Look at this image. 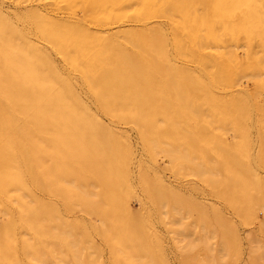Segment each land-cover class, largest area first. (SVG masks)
I'll return each mask as SVG.
<instances>
[{"label":"rangeland","instance_id":"1","mask_svg":"<svg viewBox=\"0 0 264 264\" xmlns=\"http://www.w3.org/2000/svg\"><path fill=\"white\" fill-rule=\"evenodd\" d=\"M190 1L0 0V264H264V15L250 35L238 0ZM59 24L92 41L41 33Z\"/></svg>","mask_w":264,"mask_h":264},{"label":"bare ground","instance_id":"2","mask_svg":"<svg viewBox=\"0 0 264 264\" xmlns=\"http://www.w3.org/2000/svg\"><path fill=\"white\" fill-rule=\"evenodd\" d=\"M59 1L64 2V1H68V0H59ZM70 1H71L73 4H79V5L83 6V7H89V8H92L94 11L97 10V8H96L95 6H93V5H94L93 2H92L93 0H70ZM189 1H190V0H189ZM193 1H194V0H193ZM197 1H198V0H197ZM199 1H200V0H199ZM204 1H205V0H204ZM228 1H229V0H228ZM238 1H239V3H238V7H239V9L242 11V17H243V18H245V17H246V18H247V17H250V18H254V19L256 20V21H254V22H249V23L246 24L245 32H246L247 34H250V35L256 34V31L259 30V23L257 22V20L260 18L259 15H260V14L264 15V12H262V11L259 12V11H257L256 8H255V3H256L258 0H238ZM155 2H156V1H155ZM155 2H154V3H155ZM190 2H191V1H190ZM194 3H196V2H194ZM217 3H219V2H217ZM152 4H153V3H152ZM157 4H158V3H157ZM176 4H177V3H176ZM192 4H193V3H192ZM205 4H206V3H205ZM226 4H228L227 1H226ZM153 5H154V4H153ZM229 5H230V3H229ZM231 5H232V4H231ZM151 6H152V5H151ZM155 6H156V5H155ZM190 6H191V4H190ZM183 7H184V4H183ZM198 7H199V6H198ZM200 7H201V6H200ZM200 7H199V9H201ZM208 7H209V6H208ZM227 7H229V6H227ZM68 8H69V7H68ZM163 8H164V7H163ZM181 8H182V7H181ZM224 8H225V7H224ZM196 9L199 10L198 8H196ZM203 9H205V8H203ZM212 9H213V10H217V9H219V8H218V6H213ZM221 9H222V8H221ZM161 10H164V9H161ZM223 10H224V9H223ZM223 10H222V11H223ZM205 11H206V9H205L204 11L202 10V12H205ZM222 11H220V12H222ZM190 12H191V11H190ZM192 12H193V11H192ZM208 12H209V11H208ZM208 12H207V13H208ZM226 12H229V11L226 10ZM162 13H163V12H162ZM199 13H200V12H199ZM207 13H206V16H207ZM216 13H217V12H216ZM224 13H225V11H224ZM224 13H223V14H224ZM229 13H231V12H229ZM159 14H160V13H159ZM164 14H165V13H164ZM164 14H163V15H164ZM190 14H191V13H190ZM201 14H203V13H201ZM209 14H210V13H209ZM226 14H227V13H226ZM226 14H225V17H226L227 15H229V14H227V15H226ZM191 15H192V14H191ZM196 15H197V14H196ZM238 15H239V14H238ZM168 16H169V15H168ZM197 16H198V15H197ZM197 16H196V17H197ZM200 16H201V15H200ZM99 17H100V14L97 13V12H96V13L94 14V16H93V18H95V19H98ZM164 18H166V17L164 16L163 19H164ZM167 18H168V17H167ZM227 18H228V17H227ZM168 19H170V18H168ZM171 19H172V18H171ZM195 19L197 20V18H195ZM234 19H235V18H234ZM236 19H237V18H236ZM236 19H235V20H236ZM261 19H262V18H261ZM172 20H173V19H172ZM179 20H181V19H179ZM201 20H203V19H201ZM167 21H170V20H167ZM179 22H180V21H179ZM181 22H182V21H181ZM201 23H202V22H201ZM179 24H180V23H179ZM191 25L193 26V24H189V23H185V24L182 23V24H181V26H182L183 28H184V27H191ZM200 25H201V24H200ZM228 25H229V24H228ZM200 27H201V26H200ZM227 27H228V26H227ZM199 31H200V30H199ZM41 33H44L45 35H50V36L53 37V38H64L66 41H70V42H72V43H74V44L76 43L79 47H82V48H84L86 42H90V41H92V40H91L92 38H90V36H88V35L86 34V32L81 31V30H75V29L73 30L72 28H68V27H66V26H63L62 24H59V28H58L57 30H53V31H51V30H50V31H49V30H47V31H45V30H41ZM66 33H70V34L73 36V38H71V37H67V38H65ZM141 33H142V32H141ZM157 33H158V32H157ZM201 33H203V32L201 31ZM142 34H143V33H142ZM152 34H153V33H152ZM152 34H151V35H152ZM231 34H232V33H231ZM138 35H139V34H138ZM154 35H156V34L154 33ZM201 35H202V34L199 33L198 36H201ZM75 36H76V37H75ZM140 36H141V35H140ZM143 36H144V35H142L141 38H143ZM215 36H216V35H215ZM144 37H145V36H144ZM146 37H147V36H146ZM155 37H156V36H155ZM155 37H154V38H155ZM177 37H178V36H177ZM149 38H150V37H149ZM151 38H152V37H151ZM218 38H219V37H218ZM218 38L216 37V39H218ZM213 39H214V38H213ZM151 40H152V39H151ZM151 40H150V41H151ZM9 41H10V40H9ZM0 43H1V42H0ZM144 43H146V42H144ZM200 43H201V42H199V44H200ZM16 44H17V43H16ZM138 44H139V43H138ZM142 44H143V43H142ZM152 44H154V43H152ZM1 45H2V48H3L4 45H3L2 43H1ZM10 45H11V44H10ZM10 45H9V48H10ZM150 45H151V43H150ZM143 46H144V45H143ZM5 47H6V46H5ZM149 47H150V46H149ZM199 47H200V46H199ZM145 48H146V47H145ZM20 49H21V48H20ZM25 49H26V48H25ZM34 49H35V48H34ZM10 50L13 51V49H10ZM10 50H9V52H11ZM14 50H15V49H14ZM16 50H17V49H16ZM29 50H30V49H29ZM97 50H98V53L92 55V58H93V59H99V58H100V55H99V53H100V49H97ZM0 51H1V50H0ZM5 51H7V52H5L6 55H7L8 50H5ZM17 51H18V50H17ZM17 51H16V52H17ZM21 51H22V50H21ZM2 52H4V50H2ZM18 53H19V52H18ZM1 55H2V54H1ZM8 55H9V56H7V57H8V59L10 60V62L16 64L15 61H18V60L15 59V61L13 62V60L11 59V58H13V57H11L10 54H8ZM15 55H17V54H14L13 56H15ZM21 55H22V54H21ZM17 56H18V55H17ZM19 56H20V54H19ZM22 56H23V55H22ZM22 56H21V57H22ZM154 56H155V55H154ZM15 57H16V56H15ZM15 57H14V58H15ZM24 58H25V57H24ZM102 58H103V57H102ZM8 59H6V62L8 61ZM22 59H23V58H22ZM31 59H32V58H31ZM152 59H153V58H152ZM19 60H21V59L19 58ZM29 60H30V59H29ZM32 60H33V59H32ZM32 60H31V61H32ZM34 60H35V59H34ZM141 60H142V58H141ZM148 60L150 61L149 58H148ZM21 61H22V60H21ZM21 61H20V65L22 66V68H24L23 71L25 70V72H24L25 75L28 76V77L30 78L31 81H33L32 79H39V80H40V76H39L40 73L38 72V74H37V72H36L35 69L33 68V66H34L35 64L30 65L29 62H23V61H22L23 63H21ZM24 61H25V60H24ZM131 61H132V60H131ZM152 61H153V60H152ZM152 61H150V62H151V64L153 65ZM46 62H47V61H46ZM139 62H140V61H139ZM17 63H19V62H17ZM36 63H38V61H37ZM143 63H144V62H143ZM143 63H142V64H143ZM157 63H158V62H157ZM10 64H11V63H10ZM64 64H65V63H64ZM155 64H156V63H155ZM155 64H154V65H155ZM8 65H9V63H7V66H8ZM17 65H18V64H17ZM143 65H145V63H144ZM147 65H148V64H147ZM152 65H151V66H152ZM158 65H159V64H158ZM11 66H13V64H12ZM14 66H15V65H14ZM14 66H13V67H14ZM21 66H17V67H19V68H18L19 71L22 69ZM5 67H6V66H5ZM34 67H35V66H34ZM43 67H44V66H43ZM103 67H105V66H103ZM153 67H154V66H153ZM6 68H7V71H8V67H6ZM45 68L47 69V67H45ZM105 68H106V67H105ZM108 68H109V67H108ZM146 68H147V67H146ZM218 68H219V67H218ZM9 69H10V68H9ZM36 69H38L37 66H36ZM133 69H134V71H135V75H138L139 77H141L140 73H141L142 71H140V70L137 69V68H133ZM143 69H145V68H143ZM0 70H1V67H0ZM10 70H12V68H11ZM14 70H15V68H13V71H14ZM47 70H48V69H47ZM149 70H150V69H149ZM3 71H4V70L2 69V73H4ZM7 71H6V72H7ZM13 71H11V72H13ZM37 71H38V70H37ZM41 71H42V70H41ZM53 71H54V70H53ZM144 71L146 72L147 70H144ZM48 72H49V71H48ZM69 72H70V71H69ZM147 72H148V71H147ZM21 73H23V72H21ZM43 73H44V72H41V74H40L41 76H42V75L44 76V77H41V78H47V80H48L49 78H48L47 76H49V75L46 76V74L44 75ZM107 73H108V72H107ZM120 73H121V72H120ZM125 73H127V72H125ZM125 73H124V74H125ZM6 74H7V73H6ZM14 74H15V73H14ZM18 74H19V73H18ZM86 74H87V73H86ZM0 75H1V73H0ZM2 75H3V74H2ZM77 75H78V74H77ZM3 76H4V75H3ZM7 76H8V74H7ZM7 76H6V77H7ZM10 76H12V75H10ZM13 76H14V75H13ZM13 76H12L11 78H14V79L16 80L17 75H15L16 77H15V76L13 77ZM21 76H22V75H21ZM26 76H25V78H27ZM45 76H46V77H45ZM69 76H70V75H69ZM6 77H5V79H6ZM49 77H50V76H49ZM0 78H1V76H0ZM53 78H55V76H54ZM95 78H96V77H95ZM129 78H130V77H129ZM131 78H133L132 75H131ZM109 79H110V78H109ZM138 79H139V78H138ZM142 79H143V78H142ZM3 80H4V77H3ZM26 80H27V79H26ZM30 80H29V81H30ZM47 80L45 81V83L47 82ZM143 80H144V79H143ZM0 81H1V80H0ZM9 81H10V80H9ZM9 81H8V83H9ZM12 81H14V80H12ZM42 81H43V80H42ZM49 81H51V80H49ZM49 81H48V82H49ZM129 81H130V79H129ZM134 81H135V80H134ZM138 81H139V80H138ZM15 82H16V81H15ZM40 82H41V81H40ZM51 82H52V81H51ZM51 82H50V83H51ZM96 82H97V81H96ZM136 82H137V81H136ZM144 82H145V81H144ZM0 83H1V82H0ZM3 83L5 84L6 82L4 81ZM10 83H11V82H10ZM28 83H29V82H28ZM42 83H43V82H42ZM100 83H101V82H100ZM100 83H99V84H100ZM130 83H131V82H130ZM134 83H135V82H134ZM4 84H3V85H4ZM34 84L36 85V84H38V83H36V81L34 80V83L32 84V86H33ZM48 84H49V83H48ZM91 84H92V83H91ZM101 84H102V83H101ZM131 84H132V83H131ZM131 84H129L128 82H125L124 80H120V81H119V84H118V91H120L121 93L118 92V91H117V92L120 93V94H123V95H124V94H126V95H130V93H132V90L130 89V88H131ZM141 84H142V82H141ZM144 84H145V83H144ZM144 84H143V85H144ZM3 85H1V86H3ZM5 85H8V86H9L10 84H5ZM11 85H12V84H11ZM35 85H34V86H35ZM38 85H40V84H38ZM45 85H46V84H45ZM50 85H51V84H50ZM60 85H61V84L59 83V85L54 84V85H52L51 87L47 86V87H49L48 89L50 90L49 93L51 92L52 95H55L57 92L60 93L59 91L63 89V88H61ZM133 85H134V84H133ZM138 85H140L139 82H138ZM138 85H137V86H138ZM43 86H44V84H43ZM43 86H42V87H43ZM63 86H64V85H63ZM93 86H94V85H93ZM141 86H142V85H141ZM141 86H139V87H140V88H143V87H141ZM6 87H7V86H6ZM42 87H41V88H42ZM47 87H46V88H47ZM101 87H104V86H101ZM101 87H99V88H101ZM107 87L110 88V86H107ZM139 87H138V88H139ZM1 88H2V87H1ZM4 88H5V87H4ZM8 88H9V89H8ZM8 88L6 89V91H7V90H10V91L12 92V89H10V87H8ZM33 88H34V87H33ZM44 88H45V87H44ZM69 88H70V87H69ZM95 88H96V87H95ZM135 88H136V87H135ZM135 88H134V89H135ZM140 88H139V89H140ZM2 89H3V88H2ZM13 89H14V88H13ZM37 89H38V88H37ZM39 89H40V88H39ZM39 89H38V90H39ZM42 89H43V88H42ZM70 89H71V88H70ZM96 89H97V88H96ZM101 89H102V88H101ZM128 89L131 90V92H130V90H129V92H130L129 94H127ZM147 89H149V88H147ZM3 90H4V89H3ZM32 90H33V89H32ZM66 90H67V89H66ZM71 90L73 91V89H71ZM110 90L112 91L113 89L110 88ZM141 90H143V89H141ZM1 91H2V90H1ZM39 91H40V90H39ZM46 91H47V90H46ZM69 91H70V90H69ZM94 91H95V90H94ZM97 91H98V89H97ZM108 91H109V90H108ZM111 91H110V92H111ZM134 91H135V90H134ZM134 91H133V92H134ZM143 91H144V90H143ZM143 91H142V92H143ZM40 92H41V91H40ZM42 92H45V91H42ZM70 92H71V91H70ZM117 92H116V93H113V94H117ZM140 92H141V91H140ZM145 92H146V91H145ZM4 93H5V92H4ZM4 93H3V94H4ZM18 93H19V92H18ZM28 93H29V92H28ZM28 93H27V94H28ZM30 93H31V92H30ZM33 93H34V92H33ZM101 93H102V92H101ZM107 93H108V92H107ZM0 94L2 95V92H0ZM12 94H13V93H12ZM43 94H44V93H43ZM51 94H50V96H51ZM62 94H63V93H62ZM67 94H68V93H67ZM67 94H66V95H67ZM103 94H105V93H103ZM135 94H137V93H135ZM141 94H142V93H141ZM141 94H140V95H141ZM6 95H7V94H6ZM8 95H9V94H8ZM31 95H32V94H31ZM36 95H37V94H36ZM38 95H39V94H38ZM71 95H72V94H71ZM98 95H99V94H98ZM107 95H108V94H107ZM110 95H111V94H110ZM138 95H139V92H138ZM143 95H144V92H143ZM2 96H3V95H2ZM28 96H29V95H28ZM45 96H46V95H44V97H45ZM63 96L65 97V92H64V95H63ZM141 96H142V95H141ZM144 96H145V95H144ZM12 97H13V96H12ZM12 97H11V98H12ZM31 97H32V96H31ZM40 97H41V96H40ZM40 97H38V98L40 99ZM46 97H47V96H46ZM101 97H102V95H101ZM105 97H106V96H105ZM109 97H110V96H109ZM114 97H115V96H114ZM131 97H133V96L130 95V98H131ZM3 98H4V96H3ZM3 98L1 97V99H3ZM9 98H10V97H9ZM9 98H7V99H9ZM17 98H18V97H17ZM22 98H23V97H22ZM50 98H51V97H50ZM70 98H71V97H70ZM70 98H67V99H66V97H65V98H63L62 100H61V99H58V101H60L59 103H65V101H66V103H67V101L69 102ZM106 98H107V100H108V97H106ZM145 98L147 99L148 97H145ZM5 99H6V98H5ZM7 99H6V100H7ZM34 99H35V98H34ZM39 99L36 98L35 101H38ZM42 99H43V98H42ZM45 99H46V98H45ZM54 99H55V98H54ZM54 99H53V97H52V100H53V101H54ZM56 99H57V96H56ZM68 99H69V100H68ZM75 99H76V98H75ZM98 99H99V98H98ZM116 99H117V98H116ZM146 99H145V100H146ZM40 100H41V99H40ZM40 100H39V101H40ZM48 100H49V99H48ZM52 100H50V102H51ZM102 100H103V99H102ZM104 100H105V99H104ZM120 100H121V99H120ZM130 100H132V98H131ZM130 100H129V101H130ZM135 100H136V98H135ZM138 100H141V98H139ZM147 100H148V99H147ZM12 101H13V99H12ZM35 101H34V102H35ZM44 101H47V99L44 100ZM63 101H64V102H63ZM118 101H119V100H118ZM127 101H128V100H127ZM129 101H128V102H129ZM0 102H1V100H0ZM4 102H5V101H3L2 103H4ZM16 102H17V101H16ZM16 102H15V103H16ZM32 102H33V101H32ZM48 102H49V101H47V102H45V103H47V105H48ZM50 102H49V104H50ZM70 102H71V100H70ZM100 102H101V101H100ZM109 102H110V103H113L114 101H113V102H112V101H109ZM115 102H116V101H115ZM138 102H139V101H138ZM145 102H146V101H145ZM7 103H8V102H7ZM15 103H13V105L16 106L17 104H15ZM41 103H42V102H41ZM55 103H56V102H55ZM71 103H72V102H71ZM116 103H117V102H116ZM146 103H147V102H146ZM148 103H149V102H148ZM0 104H1V103H0ZM4 104H5V103H4ZM29 104H30V103H29ZM29 104H28V105H29ZM32 104H33V103H32ZM53 104H54V103H53ZM73 104H74V102H73ZM103 104H104V103H103ZM137 104H138V103H137ZM137 104H134V105H137ZM141 104H142V103H141ZM141 104H140V105H141ZM143 104H145V103H143ZM143 104H142V105H143ZM149 104H150V107H152L151 103H149ZM1 105H2V104H1ZM1 105H0V106H1ZM9 105H11V104H9ZM18 105H19V103H18ZM18 105H17V106H18ZM23 105H24V103H23ZM35 105H36V104H35ZM41 105H42V104H41ZM45 105H46V104H45ZM50 105L52 106V104H50ZM67 105H68V103H67ZM127 105H128V104H127ZM15 106H14V108H15ZM17 106H16V107H17ZM29 106H30V105H29ZM36 106H37V105H36ZM43 106H44V103H43ZM51 106H50V107H51ZM57 106H58V104H57ZM59 106L61 107V104H60ZM62 106H63V105H62ZM65 106H66V105L64 104L63 108H64ZM68 106H70V105H68ZM72 106H74V105H71V107H72ZM120 106H122V105H120ZM129 106H130V104H129ZM145 106H147V105H145ZM145 106H144V107H145ZM5 107H6V105H5ZM38 107H42V106H38ZM38 107H37V108H38ZM50 107H49V108H50ZM55 107H56V106H55ZM110 107H111V106H110ZM112 107H113V106H112ZM117 107H118V110H119V106H118V105H117ZM117 107H116V108H117ZM123 107H124V106H123ZM136 107H137V106H136ZM150 107H149V108H150ZM3 108H4V107H3ZM17 108H18V107H17ZM17 108H15V109H17ZM29 108H30V107H29ZM32 108H34V110H36V109H35V108H36L35 106H33ZM75 108H76V107H75ZM130 108H132V107L130 106ZM8 109H9V108H8ZM12 109H13V108H12ZM15 109H14V112H15ZM27 109H28V108H27ZM44 109H45V108H44ZM50 109H52V108H50ZM56 109H57V108H56ZM56 109H55V110H56ZM65 109H66V108H65ZM65 109H64V110H65ZM67 109H68V108H67ZM69 109H70V108H69ZM112 109H113V108H112ZM112 109H111V110H112ZM125 109H127V108H125ZM136 109H137V108H136ZM144 109H145V108H144ZM0 110H1V109H0ZM3 110H4V109H3ZM9 110H10V109H9ZM21 110H22V109H21ZM23 110H25V109L23 108ZM23 110H22V111H23ZM34 110H32V111H34ZM37 110H38V109H37ZM55 110H53V112H52L53 114H51V115H54V114H55V113H54ZM76 110H77V109H76ZM76 110H75V111H76ZM115 110H116V109H114L113 111H115ZM121 110H123V109L121 108ZM128 110H129V108H128ZM5 111H7L6 108H5ZM5 111H4V112H5ZM17 111H18V110H17ZM32 111H30V112H31V115H32ZM39 111H40V110H39ZM44 111L46 112V110H44ZM50 111H52V110H50ZM56 111H58V110H56ZM59 111H61V110H59ZM59 111H58V112H59ZM68 111H69V110H68ZM68 111H67V114L69 113ZM113 111H112V112H113ZM130 111L132 112V110H130ZM0 112H1V111H0ZM4 112H3V115H4ZM23 112H24V111H23ZM28 112H29V111H28ZM30 112H29V113H30ZM47 112H48V111H47ZM72 112H73V111H72ZM120 112H121V111H120ZM126 112H127V110H126ZM137 112H138V111H137ZM151 112H152V111H151ZM7 113H8V112H7ZM25 113H26V114H25ZM29 113H27V111L25 110V112H24L23 114L27 115V114H29ZM33 113H34V112H33ZM35 113H37V111H36ZM61 113H62V111H61ZM84 113H85V112H84ZM88 113H89V112H88ZM121 113H122V112H121ZM149 113H150V112H149ZM1 114H2V113H1ZM9 114H10V113H9ZM9 114H8V115H9ZM14 114H15V113H14ZM14 114H12V115L15 116ZM23 114H22V115H23ZM37 114H38V113H37ZM64 114H65V112H64ZM69 114H70V113H69ZM82 114H83V112H82ZM12 115H11V116H12ZM16 115H17V112H16ZM20 115H21V113H20ZM25 115H23V116H25ZM29 115H30V114H29ZM29 115H28V116H29ZM39 115H40V114H39ZM60 115L62 116V114H60ZM65 115H66V114H65ZM75 115H76V113H75ZM83 115H84V114H83ZM83 115H82V116H83ZM135 115H136V114H135ZM4 116H6V115H4ZM11 116L8 117V118H11ZM28 116H27V118H28ZM34 116L37 117L36 114H35ZM49 116H50V113H49L48 117H49ZM63 116H64V115H63ZM116 116H117V115H116ZM29 117H30V116H29ZM39 117H40V116H39ZM44 117H45V116H44ZM46 117H47V116H46ZM68 117H70V115H69ZM68 117L64 116L63 118H65V120L67 121V120H68V119H67ZM77 117H78V116H77ZM85 117H87L86 114H85ZM89 117H90V116H88V118H89ZM113 117H114V116H113ZM0 118H1V117H0ZM12 118H13V117H12ZM31 118H32V117H31ZM31 118H30V119H31ZM52 118H53V117L50 116V119H52ZM60 118H62V117H60ZM60 118H59V119H60ZM63 118H62V120H63ZM79 118H80V117H79ZM17 119H18V117H17ZM40 119H41V118H40ZM44 119H46V118H44ZM48 119H49V118H48ZM74 119H75V118H74ZM76 119H77V118H76ZM82 119H83V118H82ZM9 120H10V119H9ZM14 120H15V118H14ZM14 120L11 119L10 122H11V121L13 122ZM25 120H26V118H25ZM27 120H28V119H27ZM42 120H43V118H42ZM60 120H61V119H60ZM62 120H61V121H62ZM70 120H71V118H70ZM80 120H81V119H80ZM89 120H90V119H89ZM89 120H88V122H89ZM15 121H16V120H15ZM19 121H20V119H19ZM35 121H36V119H35ZM35 121H34V124H36L38 120L36 121V123H35ZM51 121H53V120H51ZM54 121H55V119H54ZM57 121H59V120H57ZM61 121H60V122H61ZM63 121H64V120H63ZM66 121H65V122H66ZM71 121H72V120H71ZM73 121H74V120H73ZM75 121H76V120H75ZM82 121H83V120H82ZM86 121H87V120H86ZM86 121H84V122H86ZM12 122H11V123H12ZM42 122H43V121H42ZM44 122H45V121H44ZM65 122H64V124L70 123V121L67 122V123H65ZM80 122H81V121H80ZM80 122H79V123H80ZM21 123H23V122H21ZM71 123H72V122H71ZM75 123H76V122H75ZM81 123H82V122H81ZM89 123H90V122H89ZM17 124H18V123H17ZM28 124H29V123H28ZM28 124H26V125H28ZM31 124H32V123H31ZM39 124L41 125V123H39ZM58 124H59V123H58ZM77 124H78V122H77ZM84 124H85V123H84ZM12 125H15V124H12ZM12 125H11V126H12ZM22 125H23V124H22ZM24 125H25V124H24ZM40 125H38V126L40 127ZM44 125H45V124H44ZM44 125H41V126H44ZM50 125H51V124H49L48 126H50ZM71 125H72V124H70L69 126H71ZM75 125H76V124H75ZM85 125H86V124H85ZM85 125H84V126H85ZM46 126H47V125H46ZM52 126H55V125H52ZM63 126H65V125H63ZM63 126H62V127H63ZM66 126L68 127V124H67ZM66 126H65V128H64V127H63V128L66 129V128H67ZM72 126H74V125H72ZM72 126H71V128H73ZM76 126H77V125H76ZM84 126L82 127V125H81L82 128H84ZM12 127H13V126H12ZM20 127H21V126H20ZM34 127H35V126H34ZM44 127H45V126H44ZM57 127L59 128V126H57ZM77 127H78V126H77ZM77 127H76V128H77ZM79 127H80V126H79ZM13 128L15 129V127H13ZM63 128H62V129H63ZM71 128H69V129H71ZM85 128H86V127H85ZM88 128H89V127H88ZM88 128H87V129H88ZM14 129H12V130H14ZM25 129H26V126L24 127L23 130H25ZM54 129H55V128H54ZM67 129H68V128H67ZM73 129H75V127H74ZM73 129H72V130H73ZM87 129H86V130H87ZM90 129H91V128H90ZM56 130H57V129H56ZM75 130L77 131V129H75ZM15 131H16V130H15ZM15 131H13V133H14ZM21 131H22V130H21ZM61 131H62V130H61ZM64 131H65V130H64ZM68 131H69V130H68ZM70 131H71V130H70ZM106 131H107V130H106ZM106 131H105V132H106ZM90 132H91V131H90ZM92 132H94V130H93ZM103 132H104V130H103ZM107 132H108V131H107ZM10 133H11V132H10ZM10 133H9V131L6 132V130L3 129L4 139H5V142H7L8 144H10V140H12V139H10V138H11V137H10ZM13 133H12V134H13ZM15 133H16V132H15ZM18 133H19V132H18ZM54 133H55V132H54ZM59 133H60V132H59ZM62 133H64V132H62ZM69 133H70V132H69ZM72 133H73V132H72ZM72 133H71V135H72ZM74 133H75V131H74ZM79 133H81V132H80V129H79V131H78L77 136H79ZM21 134H22V133H21ZM24 134H25V132H24ZM52 134H53V133H52ZM56 134H57V132H56ZM56 134H55V135H56ZM83 134H84V129H83ZM85 134H86V133H85ZM3 135H2V136H3ZM57 135H58V134H57ZM11 136H12V135H11ZM15 136H16L15 138H18L19 140H21L19 137H17V135H15ZM68 136H69V135H68ZM75 136H76V135H75ZM13 137H14V136H13ZM53 137H54V134H53ZM59 137H61V136H59ZM59 137H58L57 139L60 140ZM64 137H65V136H64ZM64 137H63V138H64ZM66 137H67V136H66ZM72 137H73V135H72ZM84 137H85V136H84ZM23 138H24V137H23ZM48 138H49V137H48ZM71 139H72V138H71ZM78 139H79V138H78ZM81 139L83 140V136H82ZM85 139H86V138H85ZM85 139H84V140H85ZM49 140H50V138H49ZM51 140H52V139H51ZM59 140H58V141H59ZM67 140H68V139H67ZM69 140H70V139H69ZM54 141H55V140H54ZM61 141L64 142L65 140H61ZM70 141H71V140H70ZM74 141H75V138H74L73 142H74ZM3 142H4V141H3ZM56 142H57V141H56ZM76 142H77V141H76ZM81 142H82V141H81ZM83 142H84V141H83ZM83 142H82V144H83ZM85 142H86V141H85ZM85 142H84V143H85ZM60 143H61V142H60ZM67 143H68V141H67ZM86 143H87V142H86ZM11 144H12V142H11ZM64 144H66V143H64ZM69 144H70V143H69ZM73 144H76V143H72V145H73ZM78 144H79V142H78ZM88 145H89V144H88ZM60 146H62V147L64 148L65 145L60 144V145H59V148H56V146H55L54 148H55V149H58V150L60 151ZM73 146L76 147L75 145H73ZM77 146H78V145H77ZM85 146H86V145H85ZM62 147H61V148H62ZM67 147H69V145H68ZM67 147H66V149H67ZM87 147H88V146H86L85 148L87 149ZM92 147H93V146H92ZM63 148H62V152H63L62 155H65V154H64V150H63ZM72 148H73V147H72ZM72 148H70V149L73 150L74 148H73V149H72ZM81 148L85 149V148L82 147V146H81ZM90 148H91V146H89V149H90ZM64 149H65V148H64ZM78 149H79V148H78ZM83 149H79V153H80V154L78 153L79 155H74V157H75V156H76V157H77V156L80 157V155H82V154H81L82 151H80V150H83ZM89 149H88V150H89ZM91 149H92V148H91ZM94 149H95V147H94ZM94 149H92V150H94ZM58 150H57V152H58ZM74 150H76V151L78 152L77 149H74ZM95 150H97V148H96ZM55 151H56V150H55ZM66 151H67V150H66ZM66 151H65V153H67ZM84 151H85V150H84ZM108 151H109V150H108ZM87 152H88V151H87ZM52 153H55V152H52ZM52 153H51V154H52ZM58 153H59V155H60L61 151L58 152ZM58 153H57V155H56V153H55V155H56L55 157L58 156ZM88 153H89V152H88ZM83 154H84V153H83ZM94 154H95V155H98L97 153H94ZM69 155H70V153H69ZM71 155H72V153H71ZM84 155H85V154H84ZM49 156H51V155H49ZM72 156H73V155H72ZM86 156H87V155H85V157H86ZM19 157H20V155H19ZM51 157H52V156H51ZM58 157H59V156H58ZM63 157H64V156H63ZM74 157H73V158H74ZM79 157H78V159H79ZM85 157L83 156V158H85ZM30 158H31V157H30ZM53 158H54V157H52L51 159H53ZM61 158H62V157H61ZM81 158H82V157H81ZM6 159H7V158H6ZM9 159H10V158H9ZM9 159H8V161H9ZM20 159H21V158H20ZM75 159H77V158H75ZM75 159H74V160H75ZM78 159L76 160V162L79 163ZM12 160H14V159H12ZM56 160H57V159H56ZM80 160H81V159H80ZM85 160H86V159H85ZM58 161H59V160H58ZM29 162H30V160H28V163H29ZM76 162H75V164H76ZM6 163H7V162H6ZM18 163H19V162H18ZM78 163H77V164H78ZM84 163H85V162H84ZM7 164H9V163H7ZM10 164H12V163L10 162ZM79 164H81V163H79ZM97 164H100V162L97 163ZM102 164H103V163H102ZM31 165H32V164H31ZM8 166H9V165H7V169L9 168ZM14 166H15V164H14ZM14 166H12V167H14ZM99 166L101 167V164H100ZM5 167H6V165H5ZM10 167H11V166H10ZM21 167H23V166H21ZM21 167H20V168H21ZM104 167H105V166H104ZM104 167H103V168H104ZM15 168H16V167H15ZM25 168H26V167H25ZM103 168L101 167V169H103ZM7 169H6V170H7ZM33 169H34V168H33ZM95 169H96V168H95ZM95 169H94V170H95ZM98 169H99V168H98ZM105 169H106V168H105ZM103 170H104V169H103ZM103 170H102V171H103ZM13 171H14V170H13ZM95 171H96V170H95ZM14 172H15V171H14ZM103 172H104V171H103ZM35 173H36V172H35ZM99 173H100V171H99ZM105 174H106V173L104 172V175H105ZM104 175H102V176L105 177ZM98 176H99V175H98ZM100 176H101V175H100ZM100 176H99V177H100ZM100 179H101V178H100ZM6 180H8V179H6ZM6 180H5V181H6ZM103 180H106V179H103ZM11 181H14V180H11Z\"/></svg>","mask_w":264,"mask_h":264}]
</instances>
